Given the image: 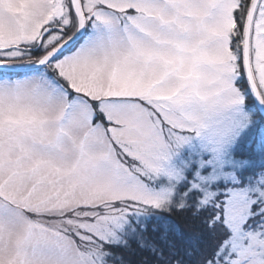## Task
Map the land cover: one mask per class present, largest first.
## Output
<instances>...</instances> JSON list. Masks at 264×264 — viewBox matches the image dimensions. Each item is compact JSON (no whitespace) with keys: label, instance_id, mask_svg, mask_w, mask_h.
Segmentation results:
<instances>
[{"label":"snow or ice","instance_id":"1","mask_svg":"<svg viewBox=\"0 0 264 264\" xmlns=\"http://www.w3.org/2000/svg\"><path fill=\"white\" fill-rule=\"evenodd\" d=\"M0 264H264V0H0Z\"/></svg>","mask_w":264,"mask_h":264}]
</instances>
